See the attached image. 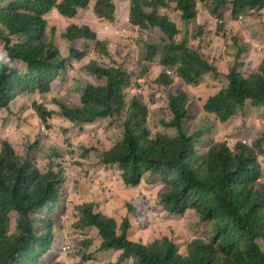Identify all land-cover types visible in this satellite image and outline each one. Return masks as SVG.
<instances>
[{
	"label": "trees",
	"instance_id": "trees-1",
	"mask_svg": "<svg viewBox=\"0 0 264 264\" xmlns=\"http://www.w3.org/2000/svg\"><path fill=\"white\" fill-rule=\"evenodd\" d=\"M205 1L209 0H130V26L155 29L161 35L159 41L145 42L135 72L144 77L151 63L161 67L157 83L165 91V109L171 114L161 124L175 131L154 136L147 126V104L135 94L126 102V93L133 85V74L127 70L134 55L131 38L110 55L98 33L89 24L78 22L93 0H12L0 5V41L5 55L0 60V112L19 116L15 112L20 110L22 99L51 96L54 83L67 74L69 62L85 60L92 46L102 49V56L110 59L111 65L97 60L85 65L83 71L99 84L86 87L80 105L58 97L55 102L61 115L74 127L123 118L122 139L103 153V165L117 167L127 188L158 180L162 184L158 204L168 215L192 211L200 224H208V239H191L181 253L177 243L168 238L148 245L131 239L132 220L142 230L150 226L146 217L149 202L143 196L133 198L126 207L129 217L123 215L122 220L103 212L108 204H78L74 228L98 231L101 251L118 254L116 262L109 264H264V171L258 161L264 137L251 147L236 143L233 148L226 139H215L207 149L197 150V139L208 135L188 127L194 100L187 87L217 79V69L204 54L178 40L176 24L160 14L163 9L173 10L188 23ZM211 1L212 15L220 20L226 13L236 21L264 9V0ZM93 10L101 24L114 25V0H96ZM54 17L67 21L59 46L51 24ZM78 42L86 49H77ZM116 58L122 59L117 63ZM16 62L26 71L13 68ZM241 66L236 63L230 67L226 84L202 100V110L219 126L244 113L249 102L254 108H264V58L248 74L239 72ZM169 71L186 87H177ZM30 108L39 122L52 123L55 112L38 98ZM38 140L29 136L22 151L8 139L0 141V264H42L48 256H57V219L62 218L63 207L73 201L74 193L68 190L70 180L64 164L81 170L91 161L87 154L77 156L69 151L70 157H66L51 147L43 169L33 157ZM91 244L89 241L84 246Z\"/></svg>",
	"mask_w": 264,
	"mask_h": 264
},
{
	"label": "rangeland",
	"instance_id": "rangeland-1",
	"mask_svg": "<svg viewBox=\"0 0 264 264\" xmlns=\"http://www.w3.org/2000/svg\"><path fill=\"white\" fill-rule=\"evenodd\" d=\"M11 1L0 0V5L6 6ZM210 1L199 5L195 19L188 23L183 21L181 15L173 10L163 9L160 11L161 15H167L176 24L179 32L177 39L185 40L192 50L204 54L216 67L218 73L215 80H206L197 86L187 87L194 100L188 127L196 128V130L202 131L203 135H208L197 139L196 147L199 151L207 149L211 143L215 142V139H226L230 148H233L236 143L251 147L256 139L264 137V108H254L249 102L244 113L228 124L219 126L211 116L205 114L201 103L207 95L215 94L219 88L226 84L225 75L234 64L240 63L242 66L239 67V72L248 74L264 58V9L236 21L230 20V13H226L223 20H220L212 15L214 6L213 1ZM95 2L96 0H93L88 11L82 12L78 22L89 24L93 31L98 33L102 38L100 40L107 43L110 55L115 53L117 45L123 44L126 38H131L134 55L133 60L127 63V70L133 74V85L126 93V102L128 104L135 94L147 104L150 110L147 126L152 136L159 133L173 134L174 129H165L161 124L163 119L171 118V114L165 109V91L157 83L161 67L157 63H151L150 68L148 66L149 71L144 77L135 73L138 54L142 50L144 53L145 42L159 41L161 38L159 31L155 29L141 30L138 27L130 26L127 21L130 0H114L117 9L116 21L113 26L103 25L94 14ZM51 24L56 29L55 43L59 46L61 45V36L66 30L67 21L59 17L58 20L55 18ZM222 26H225L222 28L223 30H221ZM76 48L86 49L83 42H78ZM101 50L92 46L87 50L85 60L69 62L67 74L63 79L54 83L51 96L36 95L33 98L22 99L20 110L15 112L19 116L0 112V141L8 139L19 151H22L29 136L39 139L40 145L35 150L33 157L35 161L38 160L43 169L50 158L49 148L51 147L62 151L66 157H70L69 151H72L77 156L87 154L91 160L81 170L72 169L66 163L64 164L70 180L68 190L74 192L71 193L73 201H69L63 207L65 213L61 219H57V225L60 228L55 244L57 245V256H48L42 264H109L116 261V253L101 251L102 239L97 230L80 232L74 228L77 217L75 207L86 202L108 204L103 206V212L122 220L123 215L124 218L129 217L126 207L133 202V198L136 196L145 197L149 202V211L146 212V217L150 221L149 228L142 230L133 220H130L132 222L131 239L144 245L168 238L175 241L180 252L184 253L191 239L204 238L207 240L209 236H207L209 234L208 224H200L194 212L188 211L181 216H172L166 213L164 208L158 204L157 194L162 189V184L158 180L142 181L136 188H127L121 182V173L117 167L103 165V153L109 151L122 139L123 118L100 119L93 124L74 127L69 120L61 115L60 107L55 102L58 97L69 103L80 105V99L86 87L89 84H99L83 71L84 66L92 60H97L104 65H111L110 59L103 57ZM3 51L0 41V60L5 58ZM64 54L66 55L65 51ZM237 57L238 59H236ZM116 59L118 62L114 61L119 63L122 58ZM13 68L21 72L26 71V67L17 62ZM170 77L176 79L177 87H186L183 86L175 73H172ZM37 98L55 112L51 124L39 122L35 112L31 111L30 107ZM199 116H201L202 122L199 121ZM207 123L210 125L207 126ZM34 144L30 145L34 146ZM258 161L264 171V141L262 153L258 154ZM121 210H124L122 215L120 214ZM12 220L14 223L15 214H12ZM88 239H92L89 240L92 241V244L86 248L84 244L89 243ZM67 246L70 249H64ZM124 264H131V262Z\"/></svg>",
	"mask_w": 264,
	"mask_h": 264
},
{
	"label": "clouds",
	"instance_id": "clouds-1",
	"mask_svg": "<svg viewBox=\"0 0 264 264\" xmlns=\"http://www.w3.org/2000/svg\"><path fill=\"white\" fill-rule=\"evenodd\" d=\"M127 18L129 19V15L127 16ZM129 22V21H128ZM130 23V22H129ZM136 27H138V26H136ZM139 28V27H138ZM140 29V28H139ZM171 75V74H170ZM64 249H66V250H68V249H70V247L69 246H67V247H64ZM111 251V250H110ZM116 256H118V254L116 253ZM117 259V258H116ZM116 262V261H115Z\"/></svg>",
	"mask_w": 264,
	"mask_h": 264
},
{
	"label": "built area",
	"instance_id": "built-area-1",
	"mask_svg": "<svg viewBox=\"0 0 264 264\" xmlns=\"http://www.w3.org/2000/svg\"><path fill=\"white\" fill-rule=\"evenodd\" d=\"M127 21H129V19L127 18ZM108 29V28H107ZM168 74H171V72L169 71Z\"/></svg>",
	"mask_w": 264,
	"mask_h": 264
}]
</instances>
